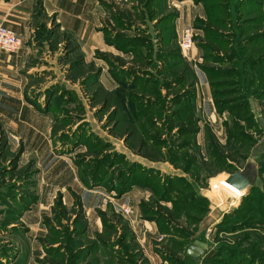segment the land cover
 Returning a JSON list of instances; mask_svg holds the SVG:
<instances>
[{
  "label": "rangeland",
  "instance_id": "obj_1",
  "mask_svg": "<svg viewBox=\"0 0 264 264\" xmlns=\"http://www.w3.org/2000/svg\"><path fill=\"white\" fill-rule=\"evenodd\" d=\"M38 1L40 2V0H37L34 20L37 26L40 25L41 27L36 29L34 40L40 45L49 43L50 50L53 53H59L55 59L58 67L57 72L49 67V62L41 59L39 65L44 68V71H40L39 76L32 81L36 89L47 85L45 90L42 91L46 94V100L42 102L39 109L53 116L52 139L54 144L57 145L60 151L71 150L74 146L77 147L74 161L77 167L87 175V186L95 184L100 175L109 168L110 162L111 164L114 162V165L106 175V180L108 179L109 183H104L105 188L110 193L104 202L107 207L105 210L97 209L99 217H101L100 212H105L109 219H113V215H121L123 212H115L111 205L113 198H119L134 185L149 189L151 192L149 197L140 198L137 205L143 220L154 224L158 232L157 234L156 232L151 234L150 237L148 233L146 235L140 233L139 236L143 239L140 241L139 236L133 231L135 235L134 242L136 241L139 244V249L136 251L132 247V239L128 238L122 241L121 236L122 240L120 239L116 246L120 249L122 257H124L123 263L236 264L243 260L245 264H255L250 259L245 258L243 254L253 252V250L261 251L260 239L262 235L264 236V219L259 221L253 218L252 214H254L255 209L252 210L254 203L253 199L248 195L249 190L244 193L233 207L229 208V206L225 205L221 207L223 210L210 222L212 224L209 226V231L202 230L200 227L201 221L211 211L212 206L218 207V198L211 190V184L224 178L225 175H229L230 172L224 170V167L220 164L208 160V157L205 154L203 155L202 151L200 153L199 148L197 151L190 152L196 154L197 158L186 172L183 171L185 162L183 163L182 159L183 157L186 159L185 152L187 148L171 153V156H175L177 160L181 161L172 163L177 172L180 173L177 175L183 174L186 178L183 184H176L174 189L169 191L171 200H161L157 204H153L152 199L158 200L159 198L157 194H154V191L161 186L159 177L155 180V173L152 174L155 179L138 174L140 178L131 182L130 185L125 180L124 182L122 180V171H126L128 166L133 164L134 170L139 171L143 164L118 152L116 145L120 146L121 149H126L132 158V152H134L142 156L146 155L148 159L153 161H165L167 159L161 151V147L150 145L147 142V137L153 136L155 141L163 140L166 152L171 132L173 134L176 131L173 130V125L168 122L166 126H163L166 122L165 114L168 113L165 106L172 102V97L177 90L166 88L163 84L160 85V82H165L167 79L163 77L159 69V67L163 66V61L158 55L161 48L158 36L161 31L164 36L172 34L171 28H174L178 43L180 33L177 30V19L178 13L183 8L184 0H168V11L177 13V17L172 21L168 19L167 22H160L157 19L152 20L150 9L144 6L143 0H107L109 12L112 9L118 12H129L130 14L124 19L130 27L127 29L119 28L115 32L135 39L133 43H140L139 47L133 50L130 48L120 50L116 46L111 45L120 52L119 54L109 52L96 53L97 58L103 61V66L107 67L106 69H108L112 79L118 84L113 90L107 89L101 84L100 76L103 68L94 61L86 62L84 59L81 66H72L70 60L81 53L78 49L74 53H70L72 47H76L73 40L67 33L57 31L58 27L54 18L45 14ZM192 1L195 2V0ZM215 2H220L223 6H227L230 3L228 0H207L205 4H214ZM217 6L219 10L213 16H222V11L225 9L220 5ZM135 7L137 8L136 11H134ZM206 14L205 11V15L199 18L205 20ZM108 17L107 20H110V24L114 26V21L108 19ZM51 19L53 22H51ZM50 22L51 26L47 29L46 26ZM194 23L193 26L188 27L194 29V50L197 48L200 51L201 59L197 62L193 60L191 53L190 57L192 59H188L182 51L181 53L192 64L196 73L198 68H200L198 64L202 62V50L199 44L201 39L205 37V33L201 28L194 27ZM119 44L124 46L127 43L122 44V42H119ZM137 51L143 57H150L154 63L145 67L137 66L134 63L137 60L134 56ZM101 54L111 56V61L114 64L118 63L116 64L118 66L116 70L119 74L125 70L133 69L138 70V73L140 72L139 74H141L140 70L145 68L146 79L136 80L135 73L133 75L126 74L125 80L114 76L110 71L108 62ZM118 58L119 62L116 60ZM211 66L220 65L213 64ZM50 74L51 77H49ZM95 76H97L96 81H94ZM155 76H158V79ZM60 80H66L68 85L60 82ZM213 80L217 82L220 79L215 78ZM93 81L94 88H100V91L96 93L93 87H87L89 82L92 83ZM237 81L239 80L231 77L228 85L219 87V89L226 88L234 92L236 88H239V85H244L243 82H239L237 85ZM32 82L30 83L31 85ZM135 82L137 83L135 84ZM30 84L29 86H31ZM74 84L77 86L73 87ZM156 87L157 89L161 88L158 94L152 93ZM142 89H146V92H142ZM246 89L250 91L253 90V87L252 89ZM50 91L53 94L47 97ZM239 95L238 93H233V96ZM46 101L50 106L48 104L43 106ZM250 101L256 123L253 122L252 127L247 131L253 140L247 161L252 159L257 163L258 167L261 166L262 162L264 167V96L260 99L250 97ZM149 106H152V108L149 109ZM188 108L189 106L185 103H180L178 107L173 109L181 110L182 116L187 118L189 114ZM197 110L200 120L204 121L201 109ZM220 115L224 118V124L228 122L233 126L234 123H237L244 127L248 124L241 120L242 115L238 114L237 111L230 113L225 110ZM233 129L236 131L235 127ZM7 135L4 125L0 123V263L6 264L5 261L7 260L10 264H25L28 259V248H26L28 240L24 235L26 231L24 228L25 224L20 221V217L21 212L27 209V205H30L34 198L35 192L33 188L36 170L33 161L27 163L21 161L23 146L19 143L16 147L15 143L14 146L16 148L14 147L13 149ZM191 138L190 135L183 134L179 137V142L186 144ZM227 140L228 138L226 143ZM123 145L127 148H124ZM192 146L195 148L194 145ZM247 147L248 144L246 149ZM233 150L230 149V153ZM202 156L205 157L206 161H202ZM237 159V161H230H233L241 169L244 162L241 158ZM260 160L262 161L260 162ZM87 168L89 171H86ZM95 171L96 173L92 177L91 172ZM161 178H164V176L161 175ZM147 180L152 181L151 185ZM256 185L258 190L254 196L257 198L259 194L264 195V172L258 174ZM121 189H126V191L121 193ZM114 190L115 193L111 194ZM193 194L194 198H205L206 201L201 199L191 201ZM73 196L74 203L75 196L80 198L83 206V216L81 217V215L77 214V209L70 211L74 203L71 207L63 203L70 211L66 212V214L62 212L60 206L56 207L57 210L54 211L53 207H55L59 197L63 202L61 196L57 197L51 212L43 217V233H40L36 238L43 249L40 256L35 257L36 264H40L39 261L47 256V248L57 250H52L53 253L63 252L64 254L60 253L59 255H54V257L61 258L64 264H72L70 255H76L80 252L88 253V261H93L95 264H106V253L104 255L106 249L99 243H95L93 247H89L86 243L84 244L85 237L92 240L95 238L96 232L88 233L89 220L85 213L82 198L76 193H73ZM184 199L190 203H182ZM175 202L178 203L175 204ZM145 204L146 206H144ZM242 204H244V208L240 209ZM147 205H153V209L150 210ZM162 207L168 208L169 211L164 210ZM144 209L148 210L147 215H145ZM236 209H238L237 214ZM81 230L85 232L82 240L75 234ZM247 237L248 239H246ZM195 239L205 241L209 245L206 253L196 258L188 256L186 253L188 246ZM233 251L240 252L241 256L231 258L230 254H233ZM19 254L21 255V260H16V257L19 259Z\"/></svg>",
  "mask_w": 264,
  "mask_h": 264
},
{
  "label": "crops",
  "instance_id": "obj_2",
  "mask_svg": "<svg viewBox=\"0 0 264 264\" xmlns=\"http://www.w3.org/2000/svg\"><path fill=\"white\" fill-rule=\"evenodd\" d=\"M107 3V0L38 1L45 14L54 18L58 27L57 31L67 33L71 37L85 61H94L103 68L100 82L107 89L113 90L118 84L112 79L107 67L103 66V61L96 55L97 52L120 53L106 42L102 30L109 15ZM36 5L37 0H0V25L14 30L23 40V44L17 52L7 53L0 50V123L4 125L13 149L19 143L23 146L21 161L23 163L33 161L36 170L34 198L31 204L27 205V209L21 212L20 217V221L25 224V238L29 241L26 245L28 259L25 264H36L35 257L40 256L43 251L36 238L40 233H43V217L51 212L58 196L62 197L63 203L68 207L74 203L73 193L82 198L89 220L88 233L92 231L94 233L103 230V223L101 217L98 216L97 209H106L105 198L110 194L104 183L87 186L81 180L79 168L74 161L77 147L74 146L71 150L65 151L58 150L52 139L53 116L39 109L42 102L46 100V94L42 91L47 86L36 89L32 82L39 76L40 71H44V68L39 65V61L42 59L49 62V67L57 72L58 67L55 59L59 53H53L49 43L40 45L34 40L36 29L41 27L37 26L34 20ZM262 12L264 14V0H262ZM178 15L177 30L180 33L183 28L193 26L196 18L205 15V7L201 2L184 0L183 8ZM51 22H53L52 19ZM51 22L47 24V29L51 26ZM190 53L193 60L198 62L201 59L200 51L197 48L195 50L193 48ZM196 75L198 82L195 103L204 115V121H199L200 130L197 139L203 155H206V126L212 129L221 144L226 143L227 134L224 118L216 109L206 72L198 68ZM50 82L49 84L53 83ZM60 82L68 85L66 80H60ZM75 86L77 85L74 84L73 87ZM47 104L46 101L43 106H47ZM48 106L50 105L48 104ZM123 146L127 148L125 145ZM116 148L126 157L140 161L144 167L153 168L160 176L180 174L168 160L153 161L145 155L142 156L134 152H132V158L126 149H121L118 145ZM129 181L131 183L133 179ZM113 193L115 190L111 194ZM150 193L149 189L134 185L119 198H113L111 204L115 212H123L121 215L129 222L137 236L140 233L142 235L148 233L150 237L151 234L158 232L154 224L143 220L137 205L140 198H147ZM221 207L212 206L211 211L200 223L202 230H210L209 226L212 224L210 222L223 210ZM139 239L141 241V236ZM20 257L19 254V259L16 257V260H21ZM5 262L9 263L7 260Z\"/></svg>",
  "mask_w": 264,
  "mask_h": 264
},
{
  "label": "trees",
  "instance_id": "obj_3",
  "mask_svg": "<svg viewBox=\"0 0 264 264\" xmlns=\"http://www.w3.org/2000/svg\"><path fill=\"white\" fill-rule=\"evenodd\" d=\"M207 0H195V2L204 3L206 18H196L194 27L201 28L205 37L200 41V49L202 50V62L199 63V67L202 68L210 81L212 95L214 99V103L216 109L219 114H222L225 110H228L230 113H234L235 111L238 114H241V120L247 122L248 124L244 127L237 123H234L231 126L228 122L225 123L226 132H227V143L225 145L221 144L217 139L216 135L212 131L209 126L205 128V144H206V157L208 160L213 161L216 164H220L224 167V170L234 172L239 168L235 165L233 161H237V158H241L244 162L242 167L246 164L247 159L249 157V150L252 147V137L248 134V129L252 127L254 120V113L251 108L252 104L250 101V97L254 98H262L264 96V14L262 12V0H228L230 3L227 6H223L220 2H215L214 4H205ZM144 6L150 9V17L152 20H158L167 22L172 21L177 17V13L168 11V0H143ZM220 5L224 7V11H222V16H213L219 10L218 6ZM137 8H134L136 11ZM129 12H118L116 10H110L108 19L114 21V26L110 24V20H105V25L102 27V30L105 35V40L108 44L116 46L120 50L127 49H137L140 43H133L135 39L130 38L129 36H124L116 33L115 31L119 28L127 29L130 26L124 20L128 17ZM139 15V14H137ZM172 29V34L164 36L162 31L159 34L160 41V52L159 58L163 61V66L159 67L161 74L167 81L160 82V85L163 84L166 88H171L172 90H177L172 97L173 100L167 106H165L166 113L165 114V124L167 122L170 125H173V130L170 135V142L167 144V151L165 152V142L163 140L155 141V137L148 136L147 142L150 145L155 147H161V151L166 156L165 161H170L171 163H179L180 160H177V157L171 156V153L178 152L182 149H186V159L183 157L182 161L184 163V170L188 171L190 166L193 164V161L196 160V154L190 153L191 151L200 150L201 147L198 144L197 135L199 133V121L200 118L198 116V107L195 103L196 97V86L198 82L197 75L192 67V64L188 62L182 55L180 47L177 43V36L174 32V28ZM119 42H122L124 46H121ZM134 46V47H133ZM77 50V47H72L71 54ZM100 55V54H99ZM105 60L108 62L110 66L111 73L125 80L126 74L135 73L136 80H142L145 78L146 70L143 68L141 74L138 73V70H125L123 73L119 74L116 68L118 67L114 62L111 61L109 55L101 54ZM137 60L134 63L137 66L151 65L153 60L150 57H143L139 53V51L135 52L134 55ZM119 62V58L116 59ZM72 62V66H81L84 62V56L82 54L77 55V57L70 60ZM220 65V66H211V65ZM122 69V68H121ZM137 73V74H136ZM96 77H94V81H96ZM158 79V76H155ZM231 77H235L237 80V85L239 82H243L244 85H239V88H236L234 92L231 90L219 89V87L227 86L229 83V79ZM220 79L217 82L213 79ZM146 79V78H145ZM148 79V78H147ZM151 80V78H149ZM94 81L89 82V86L94 88ZM137 82H135L136 84ZM91 85V86H90ZM248 91V89H252ZM94 92L100 91V88L95 87ZM161 91V88H154L152 93L158 94ZM142 92H146V89H142ZM233 93L240 94L239 96H233ZM53 93L50 91L47 94V97L51 96ZM180 103H185L189 106L188 117H183L181 110H174L173 108L178 107ZM152 106H149V109ZM240 117V115H238ZM253 119V120H252ZM235 127L236 131L232 128ZM190 135L192 138L186 144H181L179 141V137L181 135ZM248 147L246 149V146ZM190 145V146H189ZM194 145L195 148L192 146ZM234 146V147H233ZM233 150L230 153L229 150ZM243 152V153H242ZM146 156V155H145ZM148 157V156H147ZM115 159V157H113ZM163 158V157H162ZM165 159V158H164ZM171 159V160H170ZM233 160V161H230ZM202 161H206L205 157L202 156ZM262 160H260L261 162ZM181 162V161H180ZM259 162V164H260ZM80 163V162H79ZM114 165V162L111 164L109 168L100 175L97 183H109L108 179L106 180V175L110 168ZM259 166V173L264 172V167L262 166V162ZM241 167V168H242ZM86 171H89L87 168ZM95 172H91V176L94 177ZM156 174L153 178L152 174ZM138 174H143L146 176H150L151 178L157 180L159 177V181L161 186L159 189H155L154 194L158 195V200H153V204H157L161 200L170 199L169 191L173 190L176 184H183V181L186 179L183 174H167L164 175V178H161L160 174L157 173L153 168H146L141 166V170H134L133 164L128 166L126 171H122V180L126 181L129 185L131 179L135 181L139 179L140 176ZM79 175L81 180L88 185L87 175L83 173L81 169H79ZM148 183H152V181L147 180ZM93 184V185H95ZM149 186V184H147ZM258 190V186L255 185L249 189L248 195L253 199V208L254 214H252L253 218L261 221L264 219V195L259 194L256 198L254 195ZM126 189H121L120 192L124 193ZM187 199V198H186ZM184 199V204H189L190 202ZM201 199L202 201H206L205 198H194V194L191 197V201ZM197 200V201H198ZM255 200V201H254ZM252 201V200H251ZM178 202H175V204ZM60 206L62 208V212L66 214V212L74 211L77 209V214L83 216V206L80 198L75 196V203L73 208L69 211V209L63 204L62 200H57L55 207L53 210L56 211ZM146 206V204L144 205ZM147 207L152 210L153 205H147ZM255 207V208H254ZM143 208V207H142ZM164 210L169 211L168 208L162 207ZM244 208V204L241 205L240 209ZM238 209H236V214ZM145 215H147L148 210H143ZM256 211V212H255ZM81 213V214H80ZM257 214V215H255ZM251 215V214H250ZM100 216L103 222V230L95 233V238L90 240L85 237L84 244H88L89 247H93L95 243H99L106 251L104 252L106 264H124V257L120 254V249L116 246L119 243V240L122 236V241L130 238L132 239V247L135 249H139V244L135 241V235L133 234V230L129 224V222L122 215H113V219L107 218L105 212H100ZM19 218V216H18ZM17 219V218H16ZM76 236L84 238L85 232L80 231L75 233ZM189 236V235H188ZM248 239V237L246 238ZM261 251L253 250V252L244 253V257L250 259L255 264H264V236L262 235L260 239ZM47 248V247H46ZM52 250H56L54 248H47V256L40 260V264H64L61 261V258L54 257V255L64 254L63 252H52ZM57 251V250H56ZM258 252V253H257ZM72 258V264H95L93 261H88V253H82L76 255H70ZM189 256V255H188ZM241 256L240 252H234L230 254V257ZM242 258V257H241ZM79 259V260H78ZM81 259V260H80ZM243 259V258H242ZM3 264V263H0ZM10 264V263H6ZM235 264V263H234ZM236 264H245L242 260L241 262H237Z\"/></svg>",
  "mask_w": 264,
  "mask_h": 264
},
{
  "label": "built area",
  "instance_id": "obj_4",
  "mask_svg": "<svg viewBox=\"0 0 264 264\" xmlns=\"http://www.w3.org/2000/svg\"><path fill=\"white\" fill-rule=\"evenodd\" d=\"M194 29L185 27L179 34L178 44L182 53L190 59V52L195 46ZM23 44L22 38L16 32L5 25H0V50L7 53L17 52ZM227 176L211 184V190L216 194L218 206L233 207L244 195L242 191L227 181ZM128 211V209H126Z\"/></svg>",
  "mask_w": 264,
  "mask_h": 264
},
{
  "label": "water",
  "instance_id": "obj_5",
  "mask_svg": "<svg viewBox=\"0 0 264 264\" xmlns=\"http://www.w3.org/2000/svg\"><path fill=\"white\" fill-rule=\"evenodd\" d=\"M258 174L259 167L257 163L250 159L241 169L229 173L226 181L232 186L246 192L256 185ZM208 248L209 245L207 242L195 239L193 243L188 246L186 253L196 258L205 254Z\"/></svg>",
  "mask_w": 264,
  "mask_h": 264
}]
</instances>
